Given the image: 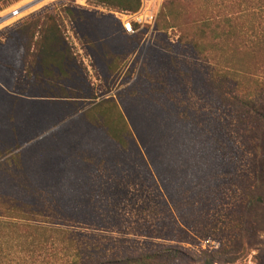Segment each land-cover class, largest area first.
Masks as SVG:
<instances>
[{"label":"trees","instance_id":"trees-1","mask_svg":"<svg viewBox=\"0 0 264 264\" xmlns=\"http://www.w3.org/2000/svg\"><path fill=\"white\" fill-rule=\"evenodd\" d=\"M86 2L131 13L141 7V0ZM64 12L80 41L96 50L101 44L105 59L110 48L102 42L109 38L92 30L100 21L96 13L82 7ZM37 18L0 42L2 68L11 47L25 41L21 71L31 74L26 60L35 56L39 88L50 95L33 96L32 86L27 95L12 94L0 71V172H8L0 191L19 198L0 196V218L31 223L33 202L49 195L52 226L80 221L88 231L65 234L74 264H195L176 245L212 235L216 199L224 201L238 187L240 203L227 213L236 222L255 216L256 201L264 203L248 183L264 179V0H168L153 28L160 37L147 47L141 45L147 29L129 36L119 25L134 51L144 52L150 77L166 78L162 95L135 114L121 95L137 94L139 104L137 80L117 94L118 102L84 97L82 72L59 25L47 17L50 26L35 39ZM108 18L117 23L110 15L102 19ZM171 29L179 34L176 43L167 37ZM185 91L205 94L209 110H189L191 98L180 96ZM242 159L249 165L238 170ZM186 206L188 217L180 210ZM256 219L263 231L264 212ZM253 227L245 228L248 239ZM234 229L228 224L222 233L231 239ZM227 242L201 250L198 264H234L238 256L228 258Z\"/></svg>","mask_w":264,"mask_h":264},{"label":"rangeland","instance_id":"rangeland-1","mask_svg":"<svg viewBox=\"0 0 264 264\" xmlns=\"http://www.w3.org/2000/svg\"><path fill=\"white\" fill-rule=\"evenodd\" d=\"M28 0H20L14 2L13 0H6L0 3V7H3L2 11L13 7L22 6L24 2ZM76 2H81L79 0H56L54 2L48 3L37 9L25 12L22 19L12 26L3 28L0 31V42L4 43L6 38L17 31L23 23H27L34 17L38 16L37 21H39L40 26L35 29L34 38L38 37V32L44 29V27L50 26V22L47 21V17H53L65 38L67 46L70 48L72 56L75 58L77 65L82 72V79H84L85 87L83 88V93L81 95L88 97L91 95L92 98L99 102L103 99L113 98L118 102L117 94L122 91L125 87L130 85L133 81L137 80L139 83L140 90V103L136 104L131 94L122 93L121 97L125 102H129L131 107L128 108L131 114L140 113L147 108V104L153 98H157L162 95L159 88L164 87L166 83L165 77H154L151 78L146 68V59L144 58L143 51H134L133 43L128 39L127 36L123 35L119 24L108 18V21L102 18L107 16L106 14L95 11L92 7L94 5H86L89 8H84L91 11L94 14V18L100 19L99 22H93L95 34L98 36H106L107 40H104L102 47H109L110 53L105 59H101L99 53L101 48L99 44L97 46L98 50L86 47L80 39L75 34L74 27L69 23V18L66 16L64 10L66 7H79ZM28 5V4H27ZM26 6V5H25ZM28 7V6H27ZM243 8V7H242ZM102 19V20H101ZM107 23L108 25H106ZM42 25V26H41ZM262 28L264 24L262 23ZM67 30H71L73 37L67 34ZM110 36V37H109ZM160 37L155 35L152 31L147 32L144 39L141 42L144 47H147L148 42H152ZM167 37L171 43H176L179 34L176 29H171L167 33ZM75 41H73V39ZM24 40H21L18 44L11 47V55H8V60L6 61L5 67L0 68V71L4 75L5 83H7L8 90L15 95L23 96L27 95L28 86H32L31 94L36 96L40 94L42 97H50L48 93L44 92V88L40 87V82L38 79L37 71L33 68L36 62V57L32 59L31 56L26 60V68H31V74L27 75L21 71L22 64L21 59L25 60L27 56L20 51V48L25 47ZM74 44H77L75 46ZM10 47L5 51H9ZM92 53L98 57V60H94ZM31 54V53H30ZM13 65L10 70H7L8 66ZM32 65V66H31ZM7 66V67H6ZM108 67V69H107ZM38 79V81L36 80ZM81 79V81H82ZM40 82V83H39ZM88 89V90H87ZM191 92V91H190ZM185 91L180 96L182 98L190 97L191 102L188 104L189 110H202L207 112L209 110V99L203 93ZM70 94V92L68 93ZM73 95V94H72ZM129 95V96H128ZM84 96V97H85ZM138 97V96H137ZM83 104V103H82ZM123 110V109H122ZM36 140V139H35ZM34 140V141H35ZM2 141V139H0ZM4 141V140H3ZM26 138L19 139L17 143H23ZM24 147V146H23ZM28 156L25 157V160ZM246 161L247 167L249 165L248 159ZM243 159L240 161V165L237 166L238 170H245ZM8 172H0V179L7 178ZM16 174L15 172H9ZM254 188V192L264 196V179L259 180L258 178L251 177L248 182ZM238 189V187H237ZM230 190L231 192H226L227 198L224 201H219L216 199L212 203L211 212L216 214V218L212 221V235L209 238H203L196 236L193 243L190 244H178L181 250L186 254L194 258L195 264L201 259L200 251L218 249L220 243L229 240L225 245V253L228 258L233 255H237L238 258L234 264H264V230L258 228L259 220L256 216L264 212V203H258L253 206V211L255 216L252 215L246 219H242L236 222L235 217L230 216L227 210H231L236 203H240L238 198L239 190ZM4 193V194H3ZM50 194V193H49ZM18 195V194H17ZM45 195V194H44ZM0 196H8L10 200H17L16 194L10 191H0ZM21 199V195H18ZM139 199H143L138 197ZM22 200H25L22 198ZM33 218L29 221L31 223L25 222L26 220H10L7 218H0V264H74L75 258L74 254L68 249L66 245L65 234L67 232H88L84 228L80 221L76 223H56L58 225L52 226L50 223V196H40L37 198L36 202H33ZM125 204V203H124ZM137 206L142 205V200L137 201ZM22 205V204H20ZM119 211L122 209V203L119 204ZM25 208V206H22ZM133 208H131L132 210ZM191 208L189 206L180 208L182 214H187ZM127 210V209H126ZM132 210V215L135 213ZM188 217L189 215H185ZM253 222V223H251ZM230 224L235 228L232 233L234 234L231 239H229L227 234H223L222 231L225 230L226 226ZM254 225L256 228L252 231L251 237H246V226ZM71 226V227H68ZM54 230H61L63 232H56ZM225 232V231H224ZM228 230L226 231V233ZM254 232V233H253ZM129 238V237H127ZM208 239L207 241H204ZM233 241V242H230ZM152 264V263H151ZM158 264V263H153Z\"/></svg>","mask_w":264,"mask_h":264},{"label":"built area","instance_id":"built-area-1","mask_svg":"<svg viewBox=\"0 0 264 264\" xmlns=\"http://www.w3.org/2000/svg\"><path fill=\"white\" fill-rule=\"evenodd\" d=\"M80 1V0H79ZM168 0H141V7L138 12L131 13L126 11L108 10L103 7H92L106 15L112 16L117 23L122 27L125 34L133 36L138 32L147 29L152 31L163 4ZM79 3V4H77ZM77 6L82 8H89L86 0L76 2ZM90 9V8H89ZM25 14L24 6H13L0 13V31L3 28L12 26L20 21ZM67 34L73 37L71 30H67ZM75 41L74 38H72ZM77 46V44H74Z\"/></svg>","mask_w":264,"mask_h":264},{"label":"bare ground","instance_id":"bare-ground-1","mask_svg":"<svg viewBox=\"0 0 264 264\" xmlns=\"http://www.w3.org/2000/svg\"><path fill=\"white\" fill-rule=\"evenodd\" d=\"M54 1H56V0H28V1L24 2V4L22 6L25 7V12H28V11L37 9L39 7H42L46 4L54 2ZM80 1H82V0H80Z\"/></svg>","mask_w":264,"mask_h":264}]
</instances>
